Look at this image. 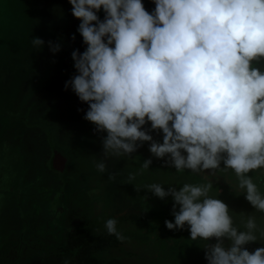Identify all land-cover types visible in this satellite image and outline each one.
<instances>
[{"label":"clouds","instance_id":"obj_1","mask_svg":"<svg viewBox=\"0 0 264 264\" xmlns=\"http://www.w3.org/2000/svg\"><path fill=\"white\" fill-rule=\"evenodd\" d=\"M69 2L81 18L77 30L87 48L72 52L78 74L65 90L89 104L84 119L95 131L107 132L104 156L131 155L150 141V152L161 159L168 155L165 163L178 172L216 170L223 161L245 198L264 212V194L248 175L264 168V71L253 66L264 62V0H154L151 14L142 0ZM101 8L103 20L97 15ZM31 44L40 49L45 41L37 36ZM47 44L54 54L62 47ZM149 121L151 128H144ZM153 130H162V143ZM93 164L97 172L107 171L103 160ZM151 164L145 159L141 169ZM135 180L129 173L127 182ZM144 187L161 199L174 198V222L165 221L169 230L187 223L192 240L218 238L206 245L208 264H264V247H243L264 239V229L257 236L255 217L249 216L246 231H238L228 205L209 196L210 181L185 183L180 190L159 183ZM118 222L110 217L104 229L123 243L127 237ZM224 237L232 242L227 249Z\"/></svg>","mask_w":264,"mask_h":264},{"label":"rangeland","instance_id":"obj_2","mask_svg":"<svg viewBox=\"0 0 264 264\" xmlns=\"http://www.w3.org/2000/svg\"><path fill=\"white\" fill-rule=\"evenodd\" d=\"M142 2L151 14L154 0ZM72 7L69 0H0V249L6 248L5 241L19 239L1 264H61L52 253L55 246L64 244L63 239L75 234L78 226L103 230L110 217L118 219V230L147 238L127 237L118 247L96 251L105 260L208 264L206 245L217 243L218 238L192 240L187 223L183 229L169 230L165 221L174 222V198L157 197L144 187L151 183L180 190L185 183L210 181L209 196L228 205L238 231H246L244 224L254 216L259 236L264 212L245 198L234 170L223 161L216 170L178 172L165 163L168 155L161 159L150 152V141L131 155L104 156L102 138L107 132L95 131V124L84 119L89 104L80 101L71 88L65 90V82L78 74L72 52L83 53L87 48L77 30L81 18L72 14ZM97 15L104 19L103 8ZM37 36L45 41L40 49L31 44ZM48 41L60 43L61 50L52 53ZM253 66L264 71V62ZM143 127L150 129L151 122ZM150 134L163 142L162 130ZM57 151L66 159L64 172L52 166ZM149 158L152 164L142 170ZM94 160H103L107 171L97 172ZM111 173L116 174L114 181L109 180ZM129 173L136 174L131 183L127 182ZM248 175L264 194V168ZM221 239L226 249L231 246L227 237ZM243 247L254 252L264 247V239Z\"/></svg>","mask_w":264,"mask_h":264},{"label":"trees","instance_id":"obj_3","mask_svg":"<svg viewBox=\"0 0 264 264\" xmlns=\"http://www.w3.org/2000/svg\"><path fill=\"white\" fill-rule=\"evenodd\" d=\"M75 230H77L75 234L69 233L66 236L64 244L55 246L52 249L54 250L52 253L59 259L61 264H64L65 260L68 261V264H122L117 259L105 260L96 254V251L100 249L118 247L122 244L115 236L108 235L105 229L97 230L95 225H82L78 226ZM118 231L128 238L131 237L138 240H145L147 238L142 233L135 231ZM168 236L166 235L167 238ZM17 240L19 239L15 237L12 238V241H5L6 248L0 249V264L3 262L6 254L13 249V243H16Z\"/></svg>","mask_w":264,"mask_h":264},{"label":"water","instance_id":"obj_4","mask_svg":"<svg viewBox=\"0 0 264 264\" xmlns=\"http://www.w3.org/2000/svg\"><path fill=\"white\" fill-rule=\"evenodd\" d=\"M64 158H62V155L60 152H56L55 154V159H54V163H55V167L58 169V170H64V164H65V160H63ZM57 161V163H56Z\"/></svg>","mask_w":264,"mask_h":264},{"label":"flooded vegetation","instance_id":"obj_5","mask_svg":"<svg viewBox=\"0 0 264 264\" xmlns=\"http://www.w3.org/2000/svg\"><path fill=\"white\" fill-rule=\"evenodd\" d=\"M54 159H55V155H54L53 160H52V164H53V165H55V163H54ZM64 239H65V238H64ZM64 239H63V240H64ZM63 240H62V241H63Z\"/></svg>","mask_w":264,"mask_h":264}]
</instances>
